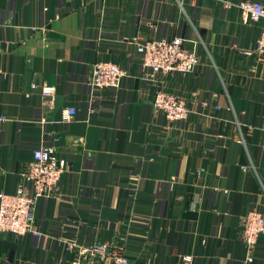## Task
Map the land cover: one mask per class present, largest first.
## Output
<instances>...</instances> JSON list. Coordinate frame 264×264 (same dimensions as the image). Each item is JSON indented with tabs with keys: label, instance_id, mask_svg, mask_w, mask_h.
I'll return each mask as SVG.
<instances>
[{
	"label": "crops",
	"instance_id": "1",
	"mask_svg": "<svg viewBox=\"0 0 264 264\" xmlns=\"http://www.w3.org/2000/svg\"><path fill=\"white\" fill-rule=\"evenodd\" d=\"M241 1L0 0V193L40 145L66 164L35 206L46 235L0 233V264H68L74 241L133 264H264V233L252 253L240 237L247 211L264 213V61L239 52L259 33ZM176 36L200 63L146 77L137 42ZM101 59L123 67L119 87L91 86ZM160 83L186 99L185 122L155 113Z\"/></svg>",
	"mask_w": 264,
	"mask_h": 264
},
{
	"label": "built area",
	"instance_id": "2",
	"mask_svg": "<svg viewBox=\"0 0 264 264\" xmlns=\"http://www.w3.org/2000/svg\"><path fill=\"white\" fill-rule=\"evenodd\" d=\"M238 7L243 20L259 24L255 46L239 52L259 62L264 61V0H244L238 3ZM136 47L142 55L146 77L150 79L157 74L167 77L175 72L188 75L200 63L198 42L186 37L139 40ZM124 75V70L117 63L97 60L92 65L90 84L97 90L119 87ZM153 107L155 113L162 114L169 123L181 124L191 113L186 99L167 91L162 83L155 89ZM64 112L63 121H70L77 108L70 106ZM65 168V161L57 158L53 149L46 145L36 147L33 159L24 171V181L17 190L12 194L0 193V233H12L17 237L46 235L36 225L35 206L39 199L56 193ZM242 226L241 241L252 253L264 233V213L259 209H249L243 216ZM68 246L75 251L68 264H133L122 246L112 242L85 245L74 241ZM252 258L250 255L249 259ZM182 264H193V256L185 255Z\"/></svg>",
	"mask_w": 264,
	"mask_h": 264
},
{
	"label": "rangeland",
	"instance_id": "3",
	"mask_svg": "<svg viewBox=\"0 0 264 264\" xmlns=\"http://www.w3.org/2000/svg\"><path fill=\"white\" fill-rule=\"evenodd\" d=\"M111 61V60H110ZM114 62V61H113ZM116 63V62H115ZM118 64V63H117ZM119 65V64H118ZM142 66H143V63H142ZM120 67L123 69V67L120 65ZM144 68V67H143ZM124 70V69H123ZM125 72V71H124ZM145 72V71H144ZM146 75V74H145Z\"/></svg>",
	"mask_w": 264,
	"mask_h": 264
}]
</instances>
